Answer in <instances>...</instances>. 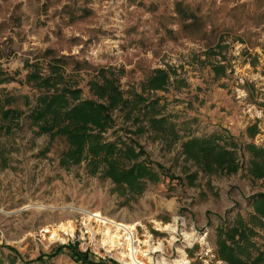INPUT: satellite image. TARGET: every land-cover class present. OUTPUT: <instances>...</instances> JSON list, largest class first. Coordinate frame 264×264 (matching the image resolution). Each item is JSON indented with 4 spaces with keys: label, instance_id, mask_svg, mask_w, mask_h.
Masks as SVG:
<instances>
[{
    "label": "rangeland",
    "instance_id": "obj_1",
    "mask_svg": "<svg viewBox=\"0 0 264 264\" xmlns=\"http://www.w3.org/2000/svg\"><path fill=\"white\" fill-rule=\"evenodd\" d=\"M52 56H64V77L81 97H90L87 81L102 68L124 95L158 98L178 138L170 144L150 131L125 133L129 121L113 111L104 139L130 136L155 173L135 194L87 172L84 161L59 165L65 141L34 133L22 117L0 134V264H83L69 249L78 251L79 226L105 249L82 252L89 261L226 264L216 259L215 227L236 214L246 219L251 196L264 192V175L249 171L256 156L243 148H264V0H0V70L13 78L0 90L30 97L24 62L46 73ZM154 68L169 72L166 89L141 90ZM190 137L231 150L235 171H208L186 158L181 142ZM257 230L264 245V229Z\"/></svg>",
    "mask_w": 264,
    "mask_h": 264
},
{
    "label": "trees",
    "instance_id": "obj_2",
    "mask_svg": "<svg viewBox=\"0 0 264 264\" xmlns=\"http://www.w3.org/2000/svg\"><path fill=\"white\" fill-rule=\"evenodd\" d=\"M177 11L188 16L181 8ZM23 65L28 67L24 81L35 89V93L29 97L0 90V134H9L13 127L21 126L24 117L28 126L34 127V133L45 134L49 139L60 137L65 141L66 148L58 158L61 166L84 161L87 172L93 174L98 171L119 191L126 187L135 194L141 191L144 179L154 180L153 168L145 158L139 159L143 151L135 146L130 136L105 140L103 133L112 127L113 111L118 110L123 120L129 121L126 126L129 128H124L127 130L125 133L136 135L150 131L171 144L178 136L169 115L162 114L163 104L158 98L148 99L136 91L124 95L113 73L102 68L87 81L90 97H81L76 81L64 77V56L50 57L46 73H42L34 63L25 61ZM168 79L167 70L154 68L140 83V89L163 91ZM11 80V76L0 70V83ZM17 100L21 101L24 109L16 104ZM246 131L254 135L256 126L251 124ZM181 147L186 158L191 157L195 162L200 160L201 166L208 171L215 168L229 173L236 169L233 152L216 146L211 137H190L182 140ZM243 148L256 156L249 159L250 173L263 176L264 160L260 163L259 158L264 156V148L252 143H245ZM0 161L5 164L3 158ZM251 197L252 210L246 219L236 214L229 226L220 224L215 227L216 259L226 264H264V245H259L255 239L259 235L257 228L264 229V192ZM3 246L13 250L11 246ZM69 249L71 255L83 264H104L102 261H89L84 253ZM43 257V254H38L34 260L41 263Z\"/></svg>",
    "mask_w": 264,
    "mask_h": 264
},
{
    "label": "built area",
    "instance_id": "obj_3",
    "mask_svg": "<svg viewBox=\"0 0 264 264\" xmlns=\"http://www.w3.org/2000/svg\"><path fill=\"white\" fill-rule=\"evenodd\" d=\"M243 95H244L243 92H239V94H237V96L239 98L243 97ZM129 235L132 237V233H130ZM74 239L76 241V248L80 252H86V253H91L93 255L100 256V254L102 252L104 253V251H105L104 247L101 246V244H99L98 240L95 238L94 235L89 236V237L83 236L80 226L78 228V232H77L76 237ZM133 239L134 238L132 237L131 240H132V244L134 246L135 240L133 241Z\"/></svg>",
    "mask_w": 264,
    "mask_h": 264
},
{
    "label": "bare ground",
    "instance_id": "obj_4",
    "mask_svg": "<svg viewBox=\"0 0 264 264\" xmlns=\"http://www.w3.org/2000/svg\"><path fill=\"white\" fill-rule=\"evenodd\" d=\"M90 216H92V215H90ZM87 220H88V219H87ZM47 231H50V230H47ZM127 240H128L127 237H125V238L123 239L124 242H127ZM134 240H135V239H134ZM110 242H111V241H110ZM124 242H122V243H118V244H123ZM125 256H126V255H124V253H123V256H122V257H125ZM182 260H183V259H182ZM180 262H181V260H179V264H181Z\"/></svg>",
    "mask_w": 264,
    "mask_h": 264
},
{
    "label": "crops",
    "instance_id": "obj_5",
    "mask_svg": "<svg viewBox=\"0 0 264 264\" xmlns=\"http://www.w3.org/2000/svg\"><path fill=\"white\" fill-rule=\"evenodd\" d=\"M241 92H243V90H241Z\"/></svg>",
    "mask_w": 264,
    "mask_h": 264
}]
</instances>
